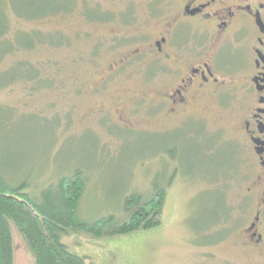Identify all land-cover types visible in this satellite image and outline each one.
<instances>
[{
    "label": "rangeland",
    "instance_id": "1",
    "mask_svg": "<svg viewBox=\"0 0 264 264\" xmlns=\"http://www.w3.org/2000/svg\"><path fill=\"white\" fill-rule=\"evenodd\" d=\"M149 7L147 0H0V170L13 184L26 179L35 194L82 171L86 187L78 214L86 222L107 216L124 221L130 195L164 189L156 226L113 236L74 229L62 234L61 242L85 264H264L241 244L248 211L239 197L243 152L230 114L213 126L219 149L204 153L195 142L178 140L171 158L160 154L163 141L180 134L153 139L146 107L128 98L131 86L89 92L105 70L89 51L111 35L132 39L146 30ZM23 36L32 44L20 47ZM112 51L97 50L95 59L108 64ZM19 65L34 68L32 76L10 69ZM116 94L125 103L114 117ZM11 230L13 264H34L22 236Z\"/></svg>",
    "mask_w": 264,
    "mask_h": 264
},
{
    "label": "flooded vegetation",
    "instance_id": "2",
    "mask_svg": "<svg viewBox=\"0 0 264 264\" xmlns=\"http://www.w3.org/2000/svg\"><path fill=\"white\" fill-rule=\"evenodd\" d=\"M148 5L146 30L135 31L132 39L111 35L109 43L100 41L89 51L105 69L89 92L104 93L101 85L131 86L128 98L146 107L153 139L180 134L163 141L160 154L171 158L188 142L204 153L219 149L214 127L230 114L243 152L239 197L248 211L241 244L264 257V0H147ZM97 50L115 55L101 63ZM123 98L111 97L114 117Z\"/></svg>",
    "mask_w": 264,
    "mask_h": 264
},
{
    "label": "trees",
    "instance_id": "3",
    "mask_svg": "<svg viewBox=\"0 0 264 264\" xmlns=\"http://www.w3.org/2000/svg\"><path fill=\"white\" fill-rule=\"evenodd\" d=\"M49 9L37 16L62 7ZM2 24L0 27L5 26ZM32 40L23 36L17 44L20 47L29 45ZM10 69H19V72L24 70L25 78H30V69L34 68L19 65ZM4 173L0 170V264H13L12 226L25 241L34 264H85L82 257L69 251L61 242L62 234L74 229L93 236H113L149 229L158 223L164 197L161 186L147 197L130 195L125 201V209L130 215L124 221L117 222L113 216H107L86 222L78 214V206L86 187L82 171L61 176L54 184L39 190L38 194L29 191L26 179L13 184Z\"/></svg>",
    "mask_w": 264,
    "mask_h": 264
}]
</instances>
